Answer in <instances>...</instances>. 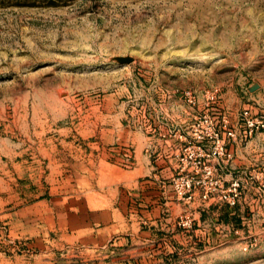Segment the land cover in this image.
Here are the masks:
<instances>
[{
    "label": "rangeland",
    "instance_id": "374dc122",
    "mask_svg": "<svg viewBox=\"0 0 264 264\" xmlns=\"http://www.w3.org/2000/svg\"><path fill=\"white\" fill-rule=\"evenodd\" d=\"M246 117L264 0H0V264H264Z\"/></svg>",
    "mask_w": 264,
    "mask_h": 264
},
{
    "label": "crops",
    "instance_id": "0c3cea01",
    "mask_svg": "<svg viewBox=\"0 0 264 264\" xmlns=\"http://www.w3.org/2000/svg\"><path fill=\"white\" fill-rule=\"evenodd\" d=\"M176 143V144H175ZM175 143L171 142L163 146V151H169V156L174 155L175 149L179 145L176 141ZM174 149V151H173ZM226 149L233 154V163L240 165L243 163V160L247 162L248 156L253 155L256 158L258 163L264 161V132L257 134L252 138L248 143L245 144L243 148H240L238 145L229 144L226 146ZM242 157L241 159H239Z\"/></svg>",
    "mask_w": 264,
    "mask_h": 264
},
{
    "label": "built area",
    "instance_id": "2783aa9c",
    "mask_svg": "<svg viewBox=\"0 0 264 264\" xmlns=\"http://www.w3.org/2000/svg\"><path fill=\"white\" fill-rule=\"evenodd\" d=\"M264 128V118L259 117L258 119H252L251 117L244 118V133L245 135L251 136L253 133L260 131ZM219 132L213 131L209 138L214 143V149L217 154H221L223 149L226 150L225 140H232L235 133L232 128L224 123L219 127ZM210 172V171H209Z\"/></svg>",
    "mask_w": 264,
    "mask_h": 264
}]
</instances>
